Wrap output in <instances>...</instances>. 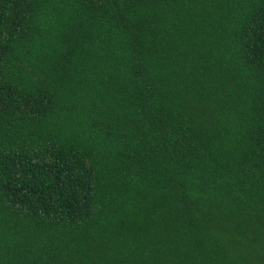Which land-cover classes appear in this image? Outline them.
Here are the masks:
<instances>
[{
    "label": "trees",
    "instance_id": "1",
    "mask_svg": "<svg viewBox=\"0 0 264 264\" xmlns=\"http://www.w3.org/2000/svg\"><path fill=\"white\" fill-rule=\"evenodd\" d=\"M0 264H264V0H0Z\"/></svg>",
    "mask_w": 264,
    "mask_h": 264
}]
</instances>
